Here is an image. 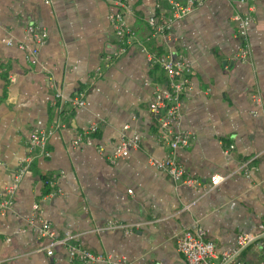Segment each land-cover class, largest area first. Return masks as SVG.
I'll return each instance as SVG.
<instances>
[{"label":"crops","instance_id":"obj_1","mask_svg":"<svg viewBox=\"0 0 264 264\" xmlns=\"http://www.w3.org/2000/svg\"><path fill=\"white\" fill-rule=\"evenodd\" d=\"M46 1L0 0V189L25 155L29 133L62 124L48 138L50 155L33 160L13 208L0 215V264H82L71 261L63 246L55 247L53 256L46 254L38 223L28 221L34 203L56 236L76 235L81 247L103 257L90 264L120 258L133 264H187L176 241L193 226L204 230L218 252L233 249L238 234L257 232L264 223V0L254 1L246 62L233 59L239 40L232 8L245 11L234 0L203 1L173 23L168 40L147 44L175 48L192 69L177 125L194 136L177 151L189 174L208 183L212 175H224L258 154L250 177L233 175L208 192L175 183L148 162L167 154L148 110L154 88L165 87V76L148 64L140 45L133 43L95 74L101 56L114 48L110 1ZM129 2L126 20L143 38L148 19L165 1ZM31 24L47 31L35 64L26 59L34 45L27 33ZM79 90L86 91L85 105L68 115L69 100ZM255 92L262 98L259 106L252 101ZM92 125L98 127L94 144H103V153L71 145L77 131ZM121 134L140 145L111 162ZM44 177L55 182L56 195L43 197ZM110 221L140 225L124 233L104 229Z\"/></svg>","mask_w":264,"mask_h":264},{"label":"built area","instance_id":"obj_2","mask_svg":"<svg viewBox=\"0 0 264 264\" xmlns=\"http://www.w3.org/2000/svg\"><path fill=\"white\" fill-rule=\"evenodd\" d=\"M109 1L115 8L109 16L115 43L111 52H106L101 56V64L97 66L95 74L101 75L102 71L124 55L133 43H137L142 48L148 64L161 70L165 76V87L163 89L158 86L154 88L148 110L156 122L157 139L167 149V154L163 159L149 158V164L175 183L192 189H201L203 192L210 191L236 174L250 177V173L256 168L255 160L258 154L242 160L236 168L224 175H212L208 183L185 170L178 159L177 151L188 147L194 136L188 131L179 130L177 125L181 117L182 97L190 87L192 69L184 56L175 48L168 47L160 50L155 44L151 47L147 45L149 42H156L158 39L168 40L173 23L191 13L205 0H164L165 4L160 12L148 19L149 29L143 38L139 37L136 30L126 20V16L132 12L129 0ZM234 1L238 5H244L245 11H241L237 6L232 8L230 19L233 22V33L239 40V47L233 55V59L238 62H246L251 56L248 29L253 20L252 11L255 0ZM27 33L33 40L34 45L27 52L26 59L28 62L35 64L39 49L47 39V31L44 27L31 24L27 27ZM7 44L12 45L13 42L9 40ZM17 46L21 49L24 48L20 43ZM85 96V90L77 91L69 100L70 108L83 107ZM252 101L256 106L262 104V98L258 92L253 93ZM59 126H62V124L55 123L50 129H34L29 133L26 139L25 155L18 161L11 182L4 189H0V215H5L13 208L20 182L33 160L37 157H48L50 155L46 148L47 141L52 131ZM126 128L127 126L124 127V129ZM97 131L98 127L96 125L90 126L86 131H77L71 140V145L76 148L83 145L93 146L99 153H103L105 146L94 144V135ZM139 145L140 141L138 139L121 134L119 139L114 142L109 160L115 162L123 159L131 150L137 149ZM54 183L51 179H42V184L50 187L43 197L56 195L57 191L54 188ZM190 205H186L185 208L188 209ZM32 209L28 221L29 223H38L39 237L47 240L44 249L48 256H53L55 247L63 246L67 250L71 261L90 264L103 259L102 256H96L81 247L75 240L76 235L56 236L50 224L40 217L39 205L34 203ZM139 225L110 221L106 223L104 229L130 233ZM253 243L259 244L261 248L260 256L254 264H264V223L259 225L257 232L238 234L235 247L231 250L218 252L214 243L206 239L204 230L197 226H193L182 233L176 241V248L187 264H247L242 259V253ZM110 264L133 263L120 258L110 261Z\"/></svg>","mask_w":264,"mask_h":264},{"label":"rangeland","instance_id":"obj_3","mask_svg":"<svg viewBox=\"0 0 264 264\" xmlns=\"http://www.w3.org/2000/svg\"><path fill=\"white\" fill-rule=\"evenodd\" d=\"M260 253H261V248L259 244L253 243L242 254L243 261L247 264H254L258 260L257 256Z\"/></svg>","mask_w":264,"mask_h":264},{"label":"trees","instance_id":"obj_4","mask_svg":"<svg viewBox=\"0 0 264 264\" xmlns=\"http://www.w3.org/2000/svg\"><path fill=\"white\" fill-rule=\"evenodd\" d=\"M72 110H73V108H70L69 111H67V112H68V115L71 113ZM42 179L44 180V179H49V178L44 177V178H42ZM42 185H43L44 188H45L44 193H46V192L50 189V187H49L48 185H44V184H42Z\"/></svg>","mask_w":264,"mask_h":264}]
</instances>
